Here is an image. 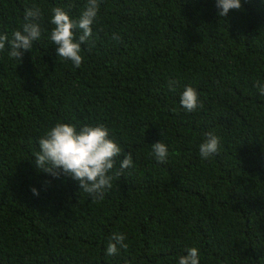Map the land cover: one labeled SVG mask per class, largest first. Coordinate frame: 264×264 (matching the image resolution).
Returning <instances> with one entry per match:
<instances>
[{
	"label": "trees",
	"instance_id": "16d2710c",
	"mask_svg": "<svg viewBox=\"0 0 264 264\" xmlns=\"http://www.w3.org/2000/svg\"><path fill=\"white\" fill-rule=\"evenodd\" d=\"M0 264H264V0H0Z\"/></svg>",
	"mask_w": 264,
	"mask_h": 264
}]
</instances>
